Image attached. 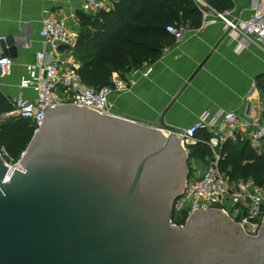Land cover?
I'll return each mask as SVG.
<instances>
[{
    "label": "water",
    "instance_id": "95a60500",
    "mask_svg": "<svg viewBox=\"0 0 264 264\" xmlns=\"http://www.w3.org/2000/svg\"><path fill=\"white\" fill-rule=\"evenodd\" d=\"M160 123L47 108L18 163L0 150V264H264V220L254 237L218 210L173 224L191 158Z\"/></svg>",
    "mask_w": 264,
    "mask_h": 264
},
{
    "label": "crops",
    "instance_id": "0c3cea01",
    "mask_svg": "<svg viewBox=\"0 0 264 264\" xmlns=\"http://www.w3.org/2000/svg\"><path fill=\"white\" fill-rule=\"evenodd\" d=\"M119 1L112 0L104 11L86 16L94 19L114 11ZM82 2L0 0V42L10 39V47L13 45L15 49V52L5 55L0 43V56L10 57L14 62L8 75H0V92L4 96L13 101L35 98L32 90L21 89L20 84L26 65L38 62L37 53L45 52L44 61L51 62L40 36L46 11L69 23L78 36V44L95 33L92 28L83 25ZM231 2L233 15L242 20L248 19L264 5V0ZM193 3L203 11L200 0H193ZM206 11L198 29L187 27L184 38L166 46L157 59L139 62L131 58L126 72L113 73L111 84L117 78L127 81V90H115L111 96V105L117 116L158 129H162L160 122H164L180 133L204 115L209 116V131L224 130V117L230 112L244 117L249 109L255 108L256 113L264 116V47L248 45V40L244 38L233 40L224 33L223 25L214 19L213 14L208 11L209 14L204 15ZM75 50L66 49L63 56L79 69L82 63L75 57ZM149 68L152 72L145 77L144 73ZM206 131L198 133L196 141L188 148L189 153L191 146L207 145L209 131ZM239 142H249L258 154L264 152V141L250 140L243 135L238 142L232 143L238 145ZM210 160L209 157L204 161L190 160L195 164L196 179L205 171ZM241 181L243 179L233 180V183Z\"/></svg>",
    "mask_w": 264,
    "mask_h": 264
},
{
    "label": "built area",
    "instance_id": "2783aa9c",
    "mask_svg": "<svg viewBox=\"0 0 264 264\" xmlns=\"http://www.w3.org/2000/svg\"><path fill=\"white\" fill-rule=\"evenodd\" d=\"M112 0H83L81 11L84 14H97L104 11ZM203 11L208 10L214 19L223 25V31L233 40L247 39L248 45L264 47V5L256 9L246 20L235 17L232 10L219 13L200 0ZM206 8V9H204ZM208 11L204 15H208ZM168 32L181 41L186 33L185 28L168 27ZM40 36L48 49L51 62L44 61L45 52L37 53L38 62L28 64L21 80V89H30L35 93L34 99L19 98L14 101V110L9 115L30 121L35 134L40 131L47 108L73 105L88 108L101 116H117L111 105L113 92L127 90V81L117 78L111 85L98 89L91 88L81 78L78 67L68 57L63 56L66 49L74 50L78 36L66 20L58 19L49 11L44 13ZM14 62L10 57L0 56V75L5 77L11 72ZM149 68L145 77H149ZM6 114V115H8ZM208 115L201 117L196 123L178 134L181 144L189 153L199 132L208 130ZM225 128L222 131L211 129L212 135L207 141L213 157L202 175L188 182L184 195L176 202L174 215L178 220L186 221L195 210H218L236 218L244 231L250 236H257L264 220V187L254 180H243L234 184L220 167V151L227 142H238L241 136L250 140L264 141V116L249 109L244 117L235 113H227L224 117ZM3 156L6 153H3ZM20 168V167H19Z\"/></svg>",
    "mask_w": 264,
    "mask_h": 264
},
{
    "label": "trees",
    "instance_id": "16d2710c",
    "mask_svg": "<svg viewBox=\"0 0 264 264\" xmlns=\"http://www.w3.org/2000/svg\"><path fill=\"white\" fill-rule=\"evenodd\" d=\"M206 2L219 13L233 8L231 0ZM86 15L81 16L83 25L95 33L77 43L74 54L82 63L78 69L81 78L95 89L111 85L113 73L126 72L131 58L139 62L157 59L166 46L176 41L168 27L198 29L203 23V12L193 0H120L114 11L94 19ZM13 110L14 101L0 92V119ZM34 135V127L25 119L0 122V150L6 153L4 158L13 165L18 163ZM211 136L209 133L206 141ZM220 154V167L232 181L252 179L264 187V152L258 154L249 142H227ZM206 157H213L207 145L191 146L190 160L204 161ZM185 223V219L178 221L179 225Z\"/></svg>",
    "mask_w": 264,
    "mask_h": 264
},
{
    "label": "rangeland",
    "instance_id": "374dc122",
    "mask_svg": "<svg viewBox=\"0 0 264 264\" xmlns=\"http://www.w3.org/2000/svg\"><path fill=\"white\" fill-rule=\"evenodd\" d=\"M14 118H18V117H16V116H14V115H3L2 116V118L0 119V122H3V121H9V120H11V119H14ZM11 164V163H10ZM209 164V163H208ZM207 164V165H208ZM11 165H13V164H11ZM188 165H189V172H190V175H191V177H190V179H189V183H191L192 181H194L196 178H197V175H195V170H194V163H192V161L190 162H188ZM232 217V216H231ZM236 222H238L239 223V221L236 219V218H234V217H232ZM175 221V222H174ZM174 221H173V224L175 223V225H179L178 224V218H177V216H175V219H174ZM261 229V228H260ZM245 232H247V231H245ZM248 234V233H247ZM250 235V234H249ZM254 237V236H253Z\"/></svg>",
    "mask_w": 264,
    "mask_h": 264
}]
</instances>
